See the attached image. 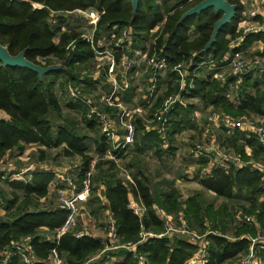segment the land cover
Returning a JSON list of instances; mask_svg holds the SVG:
<instances>
[{
    "label": "trees",
    "instance_id": "trees-1",
    "mask_svg": "<svg viewBox=\"0 0 264 264\" xmlns=\"http://www.w3.org/2000/svg\"><path fill=\"white\" fill-rule=\"evenodd\" d=\"M159 1L138 0V6L133 11L131 0H0V45L11 56L24 51L26 60L35 65L62 67V70L49 72L39 80L37 74L28 69L3 68L0 65V160L9 152L11 160L15 158L20 161L28 147L39 145L52 149L61 148L63 158L78 157L81 161L77 170L49 165L57 168L55 170L42 165L28 172L24 180H10L9 176L19 170L0 167V180L8 184L11 192V198L5 200V205L3 199H0V209L4 208L6 216L12 212L8 215L9 219L0 216V264H20L17 257L4 253L12 252L14 246L25 237H30L29 244L37 258L34 264H50V251L53 248L62 264H106L113 258H120L115 264H138L140 258L145 260L144 264H190L189 260L198 246L179 237H157L165 231L159 211L170 215L183 212L192 229L202 235L209 232L205 237L208 242L205 264H235L239 257L247 253L250 237L264 238V174L254 167H237L228 163L223 168L213 163L205 175L201 174L200 168L196 169V179H193L204 191L228 202L243 193V198L248 203L242 208L239 217L250 216L254 221L251 225L243 224L238 221L237 215L233 235L228 236L224 230L223 216H230L224 206L215 210L212 205H206L199 191L185 199L174 188L173 181L163 178L159 183L152 184L150 174L139 170V167L130 177L120 166L122 156H130L134 152L145 154L142 151L145 146L155 149L158 158L159 149L163 147H168L170 154L175 153V136L184 131L196 109L195 104L188 103V100L196 99L203 108H211L214 117L224 114L233 117L247 116L259 121L264 118V71L261 79L252 80L251 76L256 70L235 76L229 66L232 53L240 52L246 59L251 46L256 43L264 44V31H259L246 35L240 47L230 51L228 45L239 36L240 23L244 18L245 4L242 0H226L236 7L234 17L220 29L215 42L205 53L203 49L211 37L214 23L222 14H215L210 8L180 21L184 13L203 0H163V10ZM33 5L40 8H33ZM77 10L103 12L93 32L92 44L82 37L84 33L67 29L64 21L58 19L77 14ZM125 29L130 32L129 41L114 47L110 35L114 33L115 37H119ZM147 36L152 42L145 47L144 40ZM100 41L110 44L107 50L116 64L122 55L134 61L132 68L125 74L119 65L114 68V75L118 69L123 77V80H116L120 94L132 91L130 74L136 68L137 58L130 52V45L134 41L143 46V58L155 56L167 61L166 69L156 73L155 91L149 92V79L153 72L143 59L141 66L146 74V87L141 96V104L133 109L138 108L146 121L142 120L138 112L134 114V143L112 151L116 162L105 158L106 152L111 150V144L99 129L98 116H86L94 106L79 87L93 85L95 80L90 79L93 73L97 72L100 79H103V74H107V56L103 54L98 59L96 54L105 50L99 44ZM204 62L205 64L200 65ZM178 64L183 65L187 74L182 88L180 78L173 69ZM88 66L89 71L86 72ZM202 68L209 71L205 78L195 75ZM166 71L171 77L167 89L160 95L158 85L161 74ZM58 78L61 81L58 82ZM68 85L75 90V99L69 96ZM231 85L239 90L235 104L226 96ZM108 86L109 95L111 93L110 97L112 96L111 105L105 102L104 108H95L99 113L105 114L110 123L119 124L121 111L115 107V102L121 103L122 98L118 96L119 93L112 94L113 86ZM58 88L62 97L65 94L68 97V102L63 106L57 95ZM177 93L182 103L175 104L164 115L166 129L161 134L153 121V115L168 97ZM115 97L120 99L114 101ZM107 106L114 109L113 115L107 111ZM65 109L82 117L85 127L82 134L64 120L69 119L68 114L64 113ZM220 125L227 134L233 135L230 143L233 149L225 139L218 143L216 137L217 147L222 145L221 151L264 165V145L258 143L253 133L226 128L217 120L213 122L217 129ZM146 127L149 132H146ZM88 132L93 136H89ZM148 136L150 140L146 141ZM200 139L196 144L208 142L203 134ZM87 140L94 142L96 158L87 153ZM137 140L146 143L140 146ZM245 146L250 150L248 157L244 153ZM131 147L137 148L133 153H128ZM196 161L201 166L208 163L207 159L202 158ZM88 171H91L89 195L82 205L91 218H94L98 209L102 210L107 234L110 229L108 218L114 220L115 239H110V247H116L114 249L106 248L108 238L104 240L90 235L76 238L74 234L84 228V221L81 219L77 220L70 232L61 235L58 240L55 238L56 230L62 226L67 215V211L59 207L58 203L59 193L66 189V183L56 180L55 174L63 173L69 177L73 180L76 191H79ZM121 172L125 173L123 178L118 176ZM51 185L54 187L52 191H55V202H48L43 206L49 198ZM129 196L144 207L141 217L136 216L129 208ZM19 198L20 201L16 204ZM141 233H151L153 237L142 240ZM131 245H135L133 250L127 248ZM255 251L264 264V248L257 246Z\"/></svg>",
    "mask_w": 264,
    "mask_h": 264
},
{
    "label": "built area",
    "instance_id": "built-area-1",
    "mask_svg": "<svg viewBox=\"0 0 264 264\" xmlns=\"http://www.w3.org/2000/svg\"><path fill=\"white\" fill-rule=\"evenodd\" d=\"M243 4H245V9L243 11V20L240 23L239 27V36L232 40L228 47L230 51L233 48H238L241 45L243 38L250 34L256 33L259 31H264V0H242ZM40 8L39 6L33 5V8ZM77 14L83 15L88 18L89 22L92 25V33L91 34H83L82 37L89 41V43H93V32L95 31L96 25L99 22L100 16L103 12H99L96 10H88V11H81L77 10ZM257 19V20H254ZM130 32L128 30H124L120 33L119 37H115V34L112 33L110 35V39L113 43L114 47H119L120 44L123 42L129 41ZM101 46L105 48L103 53L96 52L98 55V59H101L100 56L105 54L109 61L107 74L109 78H112L111 84L113 86L112 94L117 92L120 88L117 85L115 78H114V68L116 65L122 69V73L125 74L128 72L133 64L134 61L129 60L125 55H122L119 62L116 64L114 58L109 54L107 48L109 47V43L104 44L102 41L99 42ZM233 52V51H232ZM146 60V64L148 68L153 72L150 76L149 82V92H154L156 85H157V78L156 73L162 72L167 67V61L163 57H144ZM211 62V61H210ZM201 63L200 65H203ZM230 71L235 76H241L247 74L251 71H264V69L260 68V62L258 59L252 60L251 62L247 61L243 58L240 52H234L230 58ZM179 78H180V88L183 87L184 81H186V72L182 64H178L173 68ZM97 74V72L95 73ZM190 87H192L190 85ZM68 94L72 99L76 98V92L72 88V86L68 85ZM106 102L111 105L110 100H106ZM182 103L181 98H179L178 93L175 96L168 97L161 105L160 109L154 113L153 121L157 124L156 127L158 131L163 134L165 132V123L166 118L164 115L172 109L175 104ZM120 112L119 117V125L123 130L124 134L121 139H118L116 136V131L106 117L105 114L99 113L95 108H91L88 112L87 117L89 118L92 115L98 116V121L100 125L101 133L105 136L107 141L111 144V150L106 152L105 158L114 160L116 159L112 153V151H116L118 149H123L126 146H131L134 143L135 136H136V128L134 124V114L139 112V110H127L120 105L116 104ZM216 120H219L226 128L232 129H239L247 132H251L255 135L259 144L264 145V125L261 123H255L251 121L250 117L241 116L238 118L232 117L230 115H222V116H215ZM203 136L207 138L208 142H203L194 145L190 150L189 154L196 159L202 158L207 159L208 163L201 168V174L205 175L209 169L211 168L212 164H218L220 167H227L228 163H232L237 167H242L245 165H250L255 169L261 171L264 174V165L259 162H254L252 160L245 161L242 159L240 155H229L221 151L216 145V136L213 134V131L210 129H205L203 132ZM26 154V153H25ZM249 156V152L247 153ZM213 158V159H211ZM21 160H26L25 158H20ZM9 165L11 163V156L10 153L7 152L3 158L0 160V167L3 168V163ZM9 162V163H8ZM47 168H53L46 164H43ZM37 166L30 164L27 168L19 170L18 173L12 174L9 176L10 180H24L26 179V175L28 172L33 171L36 169ZM11 168V167H10ZM9 168V169H10ZM8 169V168H7ZM57 170V168H53ZM90 176L91 171H88L85 174V178L82 181V188L79 191H76V186L69 177L65 176L63 173H56L55 177L58 181H63L66 183V189L60 191L58 203L59 207L67 211L66 218L60 228L56 230L55 238L58 240L61 235L68 233L72 230L75 226L77 220L81 219L84 221V228L74 234L76 238H80L83 235H90L89 227L91 224V217L87 215L84 211L83 203L86 202L87 197L89 195V186H90ZM129 208L133 211V213L141 217L144 212V207L136 202L132 197L129 198ZM159 216L162 222L164 223L165 231L164 233L158 235L157 237H179L190 244L197 245L198 249L194 253L193 257H198L202 264H205V256L207 251L208 242L206 240V236L209 232L205 234H199L196 230L192 229L189 225L188 220L185 218L183 212H179L176 215H170L165 212L159 211ZM238 221L242 222L243 224L251 225L254 221L253 217L250 216H243L242 218L237 217ZM108 243L109 246L106 247L107 249L116 248L110 247V239H115V228H114V220L108 218ZM140 237L142 240L146 239L147 237H153L151 233H141ZM250 243L248 246V251L245 255L239 257L235 264H263L262 261L256 256V247H263L264 248V238L261 236H257L255 238H249ZM30 237H25L21 240V242L14 246L12 252L6 251L4 254L7 256H15L19 259L20 264H34L37 261V258L32 250L31 245L29 244ZM259 244V245H258ZM135 245L128 246L129 250H133ZM106 249V250H107ZM144 259L140 258L138 264H144ZM50 264H62L61 259L56 251L53 248L50 251Z\"/></svg>",
    "mask_w": 264,
    "mask_h": 264
},
{
    "label": "rangeland",
    "instance_id": "rangeland-1",
    "mask_svg": "<svg viewBox=\"0 0 264 264\" xmlns=\"http://www.w3.org/2000/svg\"><path fill=\"white\" fill-rule=\"evenodd\" d=\"M159 4L162 7L163 10V0L159 1ZM58 19H62L64 21V24L67 29H74L78 32H82L84 34H91L92 33V25L89 22L88 18L79 15V14H73V15H66L64 17H59ZM126 30V29H125ZM124 31V30H123ZM145 42V47H147L152 41L150 38L147 36L146 39L144 40ZM262 55H259V54ZM258 59L260 62V68H264V44L262 43H256L254 45V48L251 50L249 54L246 55V60L251 62L252 60ZM141 71H144V67L140 66ZM208 70L203 69L200 71L198 74H196L197 77L199 78H205L208 75ZM262 73L263 71L256 72L255 74H252V80H259L262 78ZM171 74L166 71L162 73L160 77V82H159V91L160 95L165 92L167 89V83L170 80ZM237 80V79H236ZM120 84V83H118ZM237 84V83H236ZM146 87V74H142V77L140 79L139 84L134 85L133 80L131 81V88L132 91H134L135 94H137L136 98V105L141 104V96L143 94V90ZM238 89L235 85H231V89L227 91V95H229L230 99L234 102V104L237 101V96H238ZM193 102L196 106L195 113L193 117L189 119V121L186 123L184 127V131L178 135L175 136V139L177 140L175 143L176 145L180 146L179 152L177 155L176 153L170 154L168 152V147H163L162 149H159L161 152H163V156L161 157L163 159V164L162 167L164 169V172L168 173L171 176H175L178 179H180L182 182H188L190 179L195 178L196 179V169H198V163L196 162V158H193L188 155V149L192 148V146L196 145L201 139V134H203L205 129L210 128V130L213 131V134L217 137L218 143H222V140L225 139L226 143H231V137L233 135L227 134L225 131V128L219 127L218 129L213 126V122L216 120L214 115L212 114V109L208 108H203L202 104L199 103L196 99L195 100H188V103ZM132 108V107H131ZM127 109L132 110L127 107ZM69 116V119L65 118L64 120L72 126L78 133L82 134L83 131H85L84 124L82 122V117L75 113H67ZM77 115V116H76ZM213 115V116H212ZM79 116V118H78ZM233 117V116H232ZM241 117V116H240ZM238 118V117H235ZM64 121V122H65ZM220 122L219 120H217ZM251 121L255 123H259L257 120L254 118H251ZM99 125V124H98ZM100 129V128H99ZM142 132L140 131V136ZM139 138V135H138ZM235 139V138H232ZM138 145L142 146L144 143L143 141H138ZM140 142V143H139ZM87 145V153L90 156H93L96 158V153L94 150V142L92 140H87L86 141ZM174 146V145H173ZM222 146V145H221ZM219 146L218 148L222 150V147ZM138 147V146H137ZM136 147V148H137ZM225 147V146H224ZM230 147L233 149V145L230 144ZM32 148V149H31ZM136 148L131 147L128 151V153H133ZM224 151L226 150V147L223 148ZM142 150V149H141ZM145 152V155H147V158H142L141 160L138 159H132L131 160V155H127V157L122 156L120 158V166L125 169L129 176L132 177V175L135 174L136 168L139 167V170L143 171L144 173L150 174L152 176V184L159 183L160 180V175L158 173V169L156 167V163L154 160V153H150L149 149L147 146L142 150ZM26 154H24L23 158H27L26 160H16L15 158L11 160V163L9 165H6L7 162L3 163V168L9 170L11 167L12 170H22L27 168L30 164H33L34 166H37V168H40L43 164L46 165H58L60 168L63 166L62 169L68 167L69 169L72 170H77L79 165H81V161L78 157H72L69 159H65L61 156V148L57 149H52V148H45L41 146H34V147H28L25 151ZM127 153V154H128ZM178 156V160L176 159ZM9 163V162H8ZM104 163V162H103ZM116 164V163H115ZM69 165V166H68ZM107 165V164H105ZM189 167V168H188ZM191 168V169H190ZM201 170V166L199 167ZM191 170V171H189ZM189 171V172H187ZM195 173H194V172ZM120 178H123L125 176L124 172H121L118 174ZM159 178V180H155ZM154 179V180H153ZM165 179V178H164ZM169 180V179H167ZM194 180V179H193ZM50 187V194L49 198L46 200V203L43 205L45 206L48 204H53V201L55 202V191H52L54 187L51 185ZM192 190V189H189ZM187 194H193V191H185ZM196 192V191H195ZM21 197V195H18ZM204 203L206 205H212L214 209L221 208L224 206L227 210V214H229L230 217L223 216V222H224V230L225 233L228 236H232L234 232V222H236L235 217L240 214L241 217V210L243 207L248 205L246 200L243 198V193L239 194L237 198L231 201H225L221 198H217L214 195H211L209 192L202 193ZM183 197V196H182ZM11 198V192L8 188V184L2 180H0V199H3L4 205H5V200ZM184 198V197H183ZM186 199V198H185ZM20 201V198L17 200L18 204ZM3 205V206H4ZM4 208L0 209V216L3 219H9L12 212L8 214L7 216L4 213ZM232 217V218H231ZM104 221L105 217L103 216V212L101 209H98V212L96 215H94V218H91V224H90V229L89 232L91 234L98 233L100 234L99 237H102L103 239L106 238L107 231L104 227ZM220 223L218 224V227H220ZM196 230V229H195ZM262 235L264 236V230L262 232ZM2 257V252L0 253V258ZM120 259V258H119ZM118 258H113L111 259L108 264H115L116 261H119Z\"/></svg>",
    "mask_w": 264,
    "mask_h": 264
},
{
    "label": "crops",
    "instance_id": "crops-1",
    "mask_svg": "<svg viewBox=\"0 0 264 264\" xmlns=\"http://www.w3.org/2000/svg\"><path fill=\"white\" fill-rule=\"evenodd\" d=\"M254 48V45L253 46H251V50ZM142 49H143V46L142 45H139L136 41H134L131 45H130V52L131 53H133V55L137 58V61H136V68L133 70V72H131V74H130V83H131V81L133 80V84L134 85H136V84H139V82H140V79H141V77H142V74L144 73V71H141V69H140V66L144 63V58H143V56H144V52L142 51ZM89 69V66L87 67V69H86V72L87 71H89L88 70ZM203 69H205V68H202L201 69V71L203 70ZM208 70V69H207ZM85 70H83V72H84ZM164 73V72H163ZM94 75H91L92 77L90 78L92 81H94L95 80V82H94V84L93 85H90V86H88V87H86L85 85H80L79 87H81V90H83L84 91V94L85 95H87L88 97H89V102L91 103V105L92 106H94V107H92V108H95V107H97V108H104V103L106 102V100H111V97H110V95H111V93H110V95H109V84L110 85H112L111 84V81H112V78H109L108 77V74H103V79H100L99 77H97V74H95V73H93ZM145 74V73H144ZM253 74H255V73H253ZM162 75V74H161ZM196 75V74H195ZM114 78H115V81L116 80H123V77L121 76V74H120V72H119V70L118 69H116V71H115V75H114ZM81 79H82V77H81ZM105 79V80H104ZM57 81L59 82V81H61L60 80V78H58L57 79ZM117 83V82H116ZM237 83H238V81H237ZM106 85V86H105ZM130 87H131V85H130ZM120 91H117L116 92V94H118ZM57 95L59 96V101H60V104H61V106H63L64 104H66L67 102H68V97L66 96V94H65V96H61V91H60V88H58L57 89ZM123 94V95H122ZM122 94H120L119 93V95L118 96H120L121 98H122V100H121V103H119V102H115L116 104H118V105H120V106H125L126 108L129 106V108L130 109H132V110H137L138 108H136V109H133V108H135V107H137L138 105H136V98H137V94H135L134 93V91H129V90H127L126 92H125V94L124 93H122ZM124 96V97H123ZM229 99H230V97H229V95H226ZM119 98V97H118ZM117 97H115V100L114 101H117V99H118ZM120 99V98H119ZM125 99H127L126 101H125ZM233 102V101H232ZM107 103V102H106ZM105 103V104H106ZM234 103V102H233ZM108 104V103H107ZM78 105H81V104H78ZM122 106V107H123ZM108 107V106H107ZM132 107V108H131ZM110 108V109H109ZM124 108V107H123ZM96 109V108H95ZM206 109H208V108H206ZM211 109V108H210ZM107 111H109V112H111V114L113 115V111H114V109L113 108H111V107H108L107 108ZM68 112H70V111H68V109L66 110L65 109V112L64 113H68ZM71 113V112H70ZM138 115L142 118V120L143 121H146V119L142 116V112L139 110V112H138ZM214 115V114H213ZM212 115V116H213ZM87 116V115H86ZM259 123H261L262 125H264V118L263 119H261L260 121L259 120H257ZM215 122V121H214ZM112 125L114 126V128H115V131H116V136H117V138L118 139H121L122 138V135H123V130L121 129V127L119 126V124L117 123V122H114V123H112ZM150 130L146 127V132H149ZM88 134H89V136H93V134L92 133H89L88 132ZM147 140H150V137L148 136L147 137V139H146V141ZM146 141L145 142H143L144 144L146 143ZM177 140L175 139V142H176ZM174 142V147H175V149H176V151H175V155H177L178 154V152H179V149H180V146L179 145H176V143ZM32 149V148H31ZM149 149V148H148ZM244 149V153H245V155H246V157H248V152L250 151L249 150V148L248 147H244L243 148ZM149 151H150V153L152 152V153H154V160H155V163H156V167H157V169H158V173H159V175H160V180L161 179H163V178H165V179H169V180H171V181H173L174 182V188L184 197V198H188V197H190V196H192L193 194H194V192L195 191H199V192H201V193H205V192H208V191H204L203 189H202V187L197 183V181H194L192 178L190 179V181H188V182H182L180 179H178L177 177H175V176H171V175H169L168 173H166V172H164V169H163V167H162V164L164 163L163 162V159L161 158L162 156H163V152H161L160 151V156L161 157H157V155H156V153H155V149H149ZM133 156V157H132ZM131 159L133 158V159H138V160H141L142 158H147V155H145V154H143V153H138V154H136L135 152H134V154H132L131 156ZM177 160H178V156H177V158H176ZM197 162V161H196ZM201 165H199L198 166V168L200 167ZM203 166H205V165H202L201 166V168L203 167ZM189 168V167H188ZM191 169V168H190ZM136 170V169H135ZM189 171H191V170H189ZM189 171H187V172H189ZM194 172V171H193ZM195 173V172H194ZM151 176V175H150ZM151 178H152V176H151ZM154 180V179H153ZM155 180H159V178H157V179H155ZM159 180V181H160ZM189 189H192V190H189ZM185 191H193V194H187ZM210 193V192H209ZM211 195H213L212 193H210ZM129 198H131L130 196H129ZM91 227V226H90ZM89 227V230L91 229ZM92 230V229H91ZM91 236H94V237H97V238H101V239H103L102 237H99L100 236V234H98V233H95V234H91ZM108 238V234L106 235V238H104V240H106ZM107 244H108V246H109V243H108V241H107ZM116 262H118V261H116ZM115 262V263H116ZM189 262H190V264H202L201 263V261L199 260V258L198 257H193L192 256V258L189 260ZM106 264H108V263H106Z\"/></svg>",
    "mask_w": 264,
    "mask_h": 264
},
{
    "label": "water",
    "instance_id": "water-1",
    "mask_svg": "<svg viewBox=\"0 0 264 264\" xmlns=\"http://www.w3.org/2000/svg\"><path fill=\"white\" fill-rule=\"evenodd\" d=\"M131 6L132 10L135 11L138 6V0H131ZM210 8L213 9L215 14L221 13L222 15L220 19L214 23L211 37L203 49L204 53L211 48L212 44L215 42L216 36L220 29L223 26L227 25L234 17L236 7L234 5L229 4L226 0H203L196 6L188 10L186 13H184L180 19V21H183L190 16L200 14L202 11H205ZM24 53L25 52L22 51L16 56H11L8 53L7 49L0 45L1 67H20L28 69L32 72H35L39 80H42V77L49 72L62 70V67L57 65L49 67H41L35 65L26 60Z\"/></svg>",
    "mask_w": 264,
    "mask_h": 264
}]
</instances>
